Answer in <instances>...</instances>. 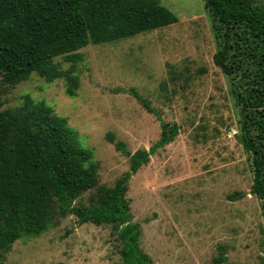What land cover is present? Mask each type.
I'll return each instance as SVG.
<instances>
[{
    "label": "rangeland",
    "instance_id": "374dc122",
    "mask_svg": "<svg viewBox=\"0 0 264 264\" xmlns=\"http://www.w3.org/2000/svg\"><path fill=\"white\" fill-rule=\"evenodd\" d=\"M159 1L176 23L78 51L75 98L65 96L62 79L50 84L34 74L13 88L0 85V109L18 107L25 96L52 107L92 151L106 186L128 170V158L106 134L132 154L160 139L157 116L177 124L174 141L156 148L128 183L140 249L150 264H264L261 201L250 194L248 156L236 138L240 108L213 63L211 16L203 0ZM251 1L264 9V0ZM54 62L62 69L72 64ZM219 246L224 263L216 261ZM3 264H121V257L109 225H79L68 215L41 237L16 242Z\"/></svg>",
    "mask_w": 264,
    "mask_h": 264
},
{
    "label": "trees",
    "instance_id": "16d2710c",
    "mask_svg": "<svg viewBox=\"0 0 264 264\" xmlns=\"http://www.w3.org/2000/svg\"><path fill=\"white\" fill-rule=\"evenodd\" d=\"M203 2L217 44L213 63L229 79L230 94L240 108L236 138L248 156L250 194L261 201L264 219V9L251 0ZM176 21L159 0H0V85L13 88L36 74L50 84L62 79L65 96L75 98L79 50ZM59 57L72 64L60 68L54 62ZM128 93L154 114L147 100L133 89ZM156 118L160 139L149 150L131 154L123 142L106 134L128 158V170L106 186L100 183L92 151L52 107L25 96L18 107L0 109V264L16 242L41 237L68 215L79 225H109L121 264H150L140 249V226L131 222L126 194L131 177L151 153L179 133L177 124ZM225 260L219 246L216 261Z\"/></svg>",
    "mask_w": 264,
    "mask_h": 264
}]
</instances>
